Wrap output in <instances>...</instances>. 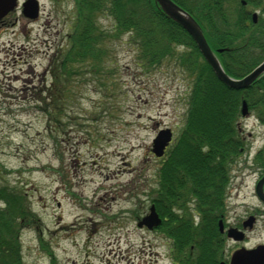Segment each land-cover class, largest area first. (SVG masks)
Returning <instances> with one entry per match:
<instances>
[{"label":"rangeland","instance_id":"obj_1","mask_svg":"<svg viewBox=\"0 0 264 264\" xmlns=\"http://www.w3.org/2000/svg\"><path fill=\"white\" fill-rule=\"evenodd\" d=\"M39 1L38 19L25 17L20 6L0 22V187L27 194L36 215L19 233L23 264H174L173 239L137 222L156 196L167 157L151 149L159 130L171 128L176 139L184 127L191 75L175 59L143 67L133 46L115 42L114 64L73 65L55 114L53 104L38 99L52 84L54 49L78 21L71 0ZM99 23L113 31L109 17ZM92 45L104 57V44ZM239 126L246 150L232 167L226 227L252 215L257 222L243 242L225 236L219 261L264 245V203L256 193L264 125L250 115Z\"/></svg>","mask_w":264,"mask_h":264},{"label":"trees","instance_id":"obj_2","mask_svg":"<svg viewBox=\"0 0 264 264\" xmlns=\"http://www.w3.org/2000/svg\"><path fill=\"white\" fill-rule=\"evenodd\" d=\"M71 1L78 22L54 49L48 70L52 84L44 89L48 96L38 100L53 104L55 114L61 111L73 65L86 61L98 65L105 60L114 64L115 42L133 46L143 67L175 59L176 68L191 75L192 91L184 127L158 170L154 202L166 218L161 229L173 239L179 264H218L224 247L218 220L225 212L232 167L246 150L239 126L241 110L247 102L250 115L264 125V73L246 89L228 87L217 78L192 36L156 0ZM174 2L197 21L230 76L243 77L264 60V0ZM256 11L259 18L254 23ZM101 16L112 20L113 31L100 28ZM96 40L104 44V57L93 48ZM256 158L264 164V148ZM35 219L27 194L9 185L0 187V264H23L19 233Z\"/></svg>","mask_w":264,"mask_h":264},{"label":"water","instance_id":"obj_3","mask_svg":"<svg viewBox=\"0 0 264 264\" xmlns=\"http://www.w3.org/2000/svg\"><path fill=\"white\" fill-rule=\"evenodd\" d=\"M164 11L170 15L178 24H180L189 34L194 38L198 48L203 54L204 58L211 65L217 77L224 82L227 86L234 89H244L249 86L264 72V61L260 63L254 70L249 74L240 79H235L229 76L223 69L219 59L211 49L207 42L202 30L198 23L181 7H179L172 0H157ZM17 6V0H0V19L7 15L10 11L14 10ZM39 1L38 0H26L23 3V14L31 19H35L39 16ZM256 20V14L253 17ZM243 115H247L248 109L246 102L243 103L242 109ZM172 139V132L170 129L161 130L158 134L157 139L154 141L153 151L158 155L162 156L165 147L169 144ZM256 192L258 197L264 202V176L258 182L256 186ZM254 217H251L245 222V226H252ZM161 223L159 215L156 213L154 207L151 208V213L147 215L139 226L147 224L150 228L158 226ZM228 236L235 240H243V232L231 228L228 231ZM223 264V263H222ZM230 264H264V245H260L255 249H240L237 250L231 259Z\"/></svg>","mask_w":264,"mask_h":264},{"label":"flooded vegetation","instance_id":"obj_4","mask_svg":"<svg viewBox=\"0 0 264 264\" xmlns=\"http://www.w3.org/2000/svg\"><path fill=\"white\" fill-rule=\"evenodd\" d=\"M151 204H153V203H151ZM223 218L225 219V220H224V223H225V225H226L227 222H226V215H225V214H224ZM140 219H141V218H140ZM140 219H139V220H140ZM162 219H163V217H162ZM256 219H257V218H256ZM139 220H138V221H139ZM163 220H164V219H163ZM242 226H243V222H242L241 224L237 225L235 228L242 229V228H243ZM221 263L229 264V260H227V261H225V262H221Z\"/></svg>","mask_w":264,"mask_h":264},{"label":"bare ground","instance_id":"obj_5","mask_svg":"<svg viewBox=\"0 0 264 264\" xmlns=\"http://www.w3.org/2000/svg\"><path fill=\"white\" fill-rule=\"evenodd\" d=\"M128 260H129V259H128ZM130 260H131V259H130ZM130 260H129V261H130Z\"/></svg>","mask_w":264,"mask_h":264}]
</instances>
